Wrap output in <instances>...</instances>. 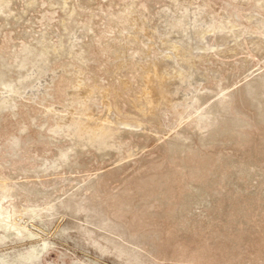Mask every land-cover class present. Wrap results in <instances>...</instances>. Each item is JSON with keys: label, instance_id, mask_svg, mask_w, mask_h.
Segmentation results:
<instances>
[{"label": "rangeland", "instance_id": "obj_1", "mask_svg": "<svg viewBox=\"0 0 264 264\" xmlns=\"http://www.w3.org/2000/svg\"><path fill=\"white\" fill-rule=\"evenodd\" d=\"M0 264H264V0H0Z\"/></svg>", "mask_w": 264, "mask_h": 264}]
</instances>
